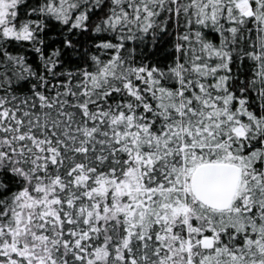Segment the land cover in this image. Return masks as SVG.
Listing matches in <instances>:
<instances>
[{"label":"snow or ice","instance_id":"6c2138e0","mask_svg":"<svg viewBox=\"0 0 264 264\" xmlns=\"http://www.w3.org/2000/svg\"><path fill=\"white\" fill-rule=\"evenodd\" d=\"M0 264H264V0H0Z\"/></svg>","mask_w":264,"mask_h":264}]
</instances>
